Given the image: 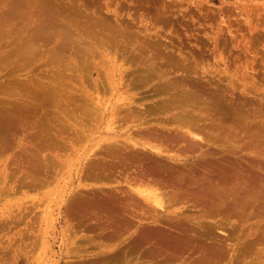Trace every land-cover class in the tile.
<instances>
[{
  "label": "bare ground",
  "instance_id": "1",
  "mask_svg": "<svg viewBox=\"0 0 264 264\" xmlns=\"http://www.w3.org/2000/svg\"><path fill=\"white\" fill-rule=\"evenodd\" d=\"M75 1L0 0V199L55 182L61 151L98 129L91 182L58 198L68 232L88 230V263L264 264V119L152 55L108 9ZM112 56L131 67L106 69ZM33 66L32 77L16 74ZM106 91L118 94L112 109Z\"/></svg>",
  "mask_w": 264,
  "mask_h": 264
},
{
  "label": "rangeland",
  "instance_id": "2",
  "mask_svg": "<svg viewBox=\"0 0 264 264\" xmlns=\"http://www.w3.org/2000/svg\"><path fill=\"white\" fill-rule=\"evenodd\" d=\"M75 2L76 5L83 4L80 5L81 9L88 10L89 7L92 8L90 10L95 11L97 8L96 12L108 9V14L111 17L119 16L120 22L124 21L121 23L128 25V29L141 31L142 37L147 38L146 41L149 42L152 55L155 50V53L162 52L165 58L173 57L175 60L173 58L172 60L181 62L192 71V74L199 75L195 78L205 87L223 92L226 101L244 105L248 113L258 117L253 121L260 122L264 119V0H76ZM150 43L151 46L157 44L154 46L155 49L153 46L151 49ZM163 43H166L165 46ZM112 57L115 58H104L103 65L105 64L106 69H119V66H122V69L128 70V66L131 67L122 57ZM36 67H27L16 74L22 79L32 77L34 74L31 73V68L37 71ZM180 75L182 74H173L175 77ZM93 77L96 78V75ZM155 83L156 81L152 85ZM152 85L143 88L127 87L129 88L127 93L152 94L151 90H154L157 84L155 87ZM123 89L125 90L121 87V92L124 93ZM117 96L115 92L106 91L104 96L102 93L100 97L105 107L112 109L111 104ZM153 101L155 97L152 95L145 105H152ZM87 120L85 122H88ZM106 120L102 121V126L106 125ZM117 124H120L119 127L126 125L119 119ZM97 130L76 140L72 148L61 151L62 157L67 158V161L62 165L59 178L55 182L39 188L40 192L25 191L22 188L23 192L18 191L0 199V264L101 263L87 261L88 244L84 243L82 236L88 235V230L77 229V233L76 231L69 233L65 220L59 218L57 214L61 202L59 196L67 195L71 191L73 193L80 191L79 182L86 185L91 182L84 178V170L88 167V153L92 145L104 136L102 133H97L99 131ZM188 154L189 159L195 161L197 165L203 164L197 157L196 151L193 150ZM29 206L33 209L31 210ZM20 209H23L25 214L30 211L32 213L27 214L25 220L10 219ZM81 244H84L86 249Z\"/></svg>",
  "mask_w": 264,
  "mask_h": 264
}]
</instances>
